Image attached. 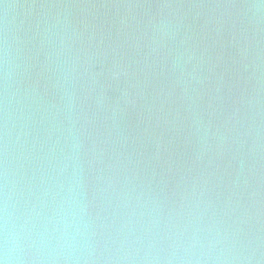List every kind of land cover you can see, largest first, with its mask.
I'll return each instance as SVG.
<instances>
[{
    "label": "water",
    "instance_id": "1",
    "mask_svg": "<svg viewBox=\"0 0 264 264\" xmlns=\"http://www.w3.org/2000/svg\"><path fill=\"white\" fill-rule=\"evenodd\" d=\"M17 264H264V0H0V244Z\"/></svg>",
    "mask_w": 264,
    "mask_h": 264
},
{
    "label": "clouds",
    "instance_id": "2",
    "mask_svg": "<svg viewBox=\"0 0 264 264\" xmlns=\"http://www.w3.org/2000/svg\"><path fill=\"white\" fill-rule=\"evenodd\" d=\"M20 247L12 238L7 230V221H5V232L3 242L0 244V264H17L19 261Z\"/></svg>",
    "mask_w": 264,
    "mask_h": 264
}]
</instances>
